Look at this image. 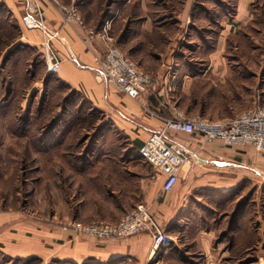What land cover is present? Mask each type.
Listing matches in <instances>:
<instances>
[{
  "label": "crops",
  "instance_id": "0c3cea01",
  "mask_svg": "<svg viewBox=\"0 0 264 264\" xmlns=\"http://www.w3.org/2000/svg\"><path fill=\"white\" fill-rule=\"evenodd\" d=\"M59 2H77L84 28L63 24L52 1L39 0L44 25L55 33L50 45L60 62L56 74L47 72L42 31L22 24L27 0H0L9 21L18 28L1 56L16 45L31 52L23 63L41 76L31 84L30 92L38 90L50 76L97 108L112 127L131 139L127 148L119 141L98 143L96 150L101 152L85 159V168H72V188L79 201L66 214V221L117 222L142 206L173 242L152 260L148 233L99 240L77 235L68 223L67 228L55 223L34 227L27 237L24 231L1 237L0 251L12 258L39 259L44 264H218L234 246L245 244V251L258 212L249 217L247 207L230 232L234 210L225 207L236 202L249 186L264 188V152L249 145L230 147L220 140L204 142L198 135L171 133L170 137L186 145L192 156L178 170L172 190L163 193L165 177L154 175L138 148L163 126L160 118L146 113V105L165 118L169 96L187 116L214 120L233 118L255 102L264 106V0H235L233 15L219 8L231 5V0ZM252 4L261 12L249 9ZM104 22L110 25L114 45L154 76L150 91L138 99L96 77L97 60L105 48L99 39L85 43V38L88 30H100ZM245 51L248 57L242 56ZM38 54L43 57L42 65L37 64ZM14 59L6 65L3 62V67H9ZM170 86L171 92L167 90ZM61 161L57 154L53 163ZM245 215L251 222L244 227ZM242 229L240 241L234 244ZM228 242L231 247L224 248Z\"/></svg>",
  "mask_w": 264,
  "mask_h": 264
},
{
  "label": "rangeland",
  "instance_id": "374dc122",
  "mask_svg": "<svg viewBox=\"0 0 264 264\" xmlns=\"http://www.w3.org/2000/svg\"><path fill=\"white\" fill-rule=\"evenodd\" d=\"M75 3L77 2H74V5ZM59 4L71 5L61 2ZM254 9L261 12L258 6H254ZM8 18L6 7L0 3L1 53L18 33L15 22H10ZM109 36L112 37L110 33ZM1 53L0 238L23 231L27 237L34 232V227L38 229L40 226L42 228L55 223L63 228H67L68 223L67 226L71 228V224L85 225L99 221L84 223L66 221V214H70L79 201L75 189L72 188L75 183L72 179V168L78 163L79 158L97 156L98 143L119 141L127 148V143L131 139L123 131L112 127L97 108L92 107L76 93L68 91L66 86L54 78L48 86L40 85L38 90L30 92L32 87L28 86L22 68L13 70L10 66L3 67ZM242 56L248 57L249 54L245 51ZM46 88L48 93L44 95ZM42 97L45 99L43 103ZM66 97L69 99L64 102L63 99ZM254 105L264 108L260 102H255L248 109ZM45 134L46 145L41 138ZM54 144L59 145L61 150L54 148L48 150ZM66 148H69L68 152ZM57 154L64 162L53 163ZM242 201L249 208L250 217L256 216L253 211L258 212L252 238L246 243L248 247L245 251V244L234 246L232 250L229 249L230 255L225 256L218 264H264V188L249 186L239 194L236 202L229 204L225 209L235 211ZM73 230L81 236L75 229ZM230 245L231 242H228L224 248L231 247ZM24 260L25 258L20 257L12 258L4 251H0V264H44L41 261L23 262Z\"/></svg>",
  "mask_w": 264,
  "mask_h": 264
},
{
  "label": "built area",
  "instance_id": "2783aa9c",
  "mask_svg": "<svg viewBox=\"0 0 264 264\" xmlns=\"http://www.w3.org/2000/svg\"><path fill=\"white\" fill-rule=\"evenodd\" d=\"M27 13L22 17V24L27 29L42 31L45 40L42 43L43 56L48 74H56L60 62L51 48L50 40L55 33H50L44 25L39 0H27ZM52 3L59 9L63 24L84 28L82 17L76 5L61 6L58 0ZM110 25L104 22L99 32L87 31L85 43L99 39L105 48L99 58L96 77L106 84L115 86L121 92L138 99L153 86L154 77L143 70L137 63L122 53L109 36ZM63 41V38H59ZM173 87V85H172ZM172 91L171 86L167 88ZM167 117H159L154 110L145 108L147 114L160 118L162 128L152 132L139 147V156L152 167L154 175H163L165 180L162 192L168 193L177 181L178 170L192 156L187 146L170 137L171 133L198 135L204 142L220 140L230 147L252 146L258 152H264V108L254 105L239 115L225 120H209L204 117L187 116L176 104L168 99ZM80 235L96 239H124L139 233H148L152 239L150 259L154 260L160 252L170 247L173 242L153 215L145 208L138 207L125 213L117 222L95 221L89 224H71Z\"/></svg>",
  "mask_w": 264,
  "mask_h": 264
},
{
  "label": "trees",
  "instance_id": "16d2710c",
  "mask_svg": "<svg viewBox=\"0 0 264 264\" xmlns=\"http://www.w3.org/2000/svg\"><path fill=\"white\" fill-rule=\"evenodd\" d=\"M233 3L231 4V5H219V8L221 9V10H224V11H226L228 14H230V15H233L234 13H235V9H236V6H235V0H231ZM254 5L255 4H252V5H250V8L249 9H252L253 10V7H254ZM9 45V44H8ZM1 53V52H0ZM31 52H26V50H22L21 49V47H20V45H16L13 49H11V50H9L5 55H4V57H3V61H2V66H3V62H4V64L6 65V63L7 62H9L10 60H13L14 58V61H12V62H10L11 63V65H10V67H13L12 69L14 70V68H18V69H20L21 70V68H22V72H23V74L25 75V78H27V81H28V86H30L33 82H35L36 80H38L39 79V77L41 76V74H39V73H36L35 72V70L33 69V68H27V64L26 63H23V62H25L28 58H29V54H30ZM36 61L38 62L37 64H40V65H42L43 64V57H42V55L41 54H38V55H36ZM51 79H52V77H50V76H48L47 78H45V80H44V85L45 86H48L49 84H50V81H51ZM56 81V80H55ZM153 85H154V83H153ZM152 88V87H151ZM150 88V89H151ZM150 89H149V91H150ZM148 92V91H147ZM146 92V93H147ZM47 93H48V91H47V88H46V91H45V93H44V95H47ZM69 98H65V99H63V101L64 102H67V100H68ZM44 100L45 99H43V97H42V99H41V103H43L44 102ZM146 107L147 108H149V109H151V110H154V109H152L151 107H149V106H147L146 105ZM155 111V110H154ZM48 137L49 136H47V140H48ZM40 138V137H39ZM42 138V142H44V144L46 145V134L45 135H43V137H41ZM44 139H45V141H44ZM59 149V145H56V144H54V145H52L48 150H50V149ZM139 149V148H138ZM59 150H61V149H59ZM62 150H64V149H62ZM68 150H69V148H66V152H68ZM61 152V151H60ZM87 152V151H86ZM78 159V158H77ZM86 158H79L78 159V163L75 165L76 166V168L74 167V169H77V170H79L81 167H86V160H85ZM77 161V160H76ZM74 166V165H73ZM242 204L240 205V206H238L237 208H236V210L234 211V213H233V217H232V221H231V224H230V227H231V229H229V231L230 232H233L234 231V227H235V224H236V222H237V219H238V217L240 216V215H242L243 214V212L245 211V209L247 208V206H246V204L244 203V201H242L241 202ZM249 210V208H247V211ZM248 215H249V217H250V213L248 212ZM250 223L251 221H250V219H248L247 220V215H245V218H244V227L246 226V224L247 223ZM248 225V224H247ZM244 227H243V229H244ZM243 229H242V231H240L239 232V234L237 233V236H236V238L234 239V244H236V243H238L240 240H239V236L242 234V232H243ZM241 233V234H240ZM20 260H22V259H20ZM29 260H33L32 258L31 259H25L23 262H26V261H29ZM16 261V260H15ZM34 262H39V259L37 260H33ZM51 264H54V263H56V261L55 262H50ZM86 264H90V263H86Z\"/></svg>",
  "mask_w": 264,
  "mask_h": 264
}]
</instances>
